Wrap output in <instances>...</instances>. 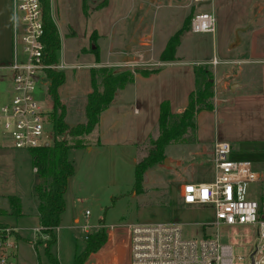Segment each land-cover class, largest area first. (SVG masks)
<instances>
[{
	"label": "rangeland",
	"instance_id": "374dc122",
	"mask_svg": "<svg viewBox=\"0 0 264 264\" xmlns=\"http://www.w3.org/2000/svg\"><path fill=\"white\" fill-rule=\"evenodd\" d=\"M91 1L88 2V17L83 11V14L79 16L73 10H69V14L67 11L64 13L65 16L68 15L73 18L76 34L69 29L67 30L65 26L63 29L61 28L63 38L61 49L56 52L58 63H61L64 55L63 58L66 62L78 65L63 70L65 80L58 87V95L67 108L65 120L70 124L84 120L86 96L91 90L90 66L83 65L95 63L94 54L89 49L92 46V44L89 46V31L95 26H102L105 30L107 27L110 29L106 16L99 18V14L93 10ZM2 3H4L3 0H0V5ZM210 3H201L199 11L209 10L213 2ZM195 10H192L191 15ZM223 11L218 8V14L217 12V15L215 14L217 17L216 29L218 30L219 26L220 31L224 33L219 32L222 36L218 35L216 38L215 35L218 32L213 34L193 33L188 27L182 32L179 48L180 57H182L179 62L180 68L195 63H203L205 58H211L215 55L217 40L222 41L225 32L234 23L233 18L226 19L224 17ZM181 16V12L180 15L179 12L173 13L167 23H171L169 28L175 30L180 28L182 26ZM160 21L157 22L159 35L154 44V53H156L159 45L158 39H162L161 32L169 29L163 21ZM106 43H108L107 39L101 41L99 47L104 59L109 56L110 52ZM97 44L99 45L98 42ZM151 60L153 59L151 58ZM186 71L184 68L180 70V73ZM186 82L185 77L180 74V99ZM48 85V78L43 77L34 92L35 100L44 111H49L52 106L51 97L47 92ZM221 90L222 88L219 86L216 87V93ZM11 93L12 89L9 83L1 84L0 104ZM126 98H130L129 92L125 96L117 98L115 108L112 106L108 110L110 112L104 113L100 126L97 125L86 138L82 139L84 144L93 145L91 151H88L85 146L71 148L68 151V156L74 164V172L68 179L64 194L65 208L61 214L60 224L56 228L57 242L53 252L59 263L72 264L75 253L83 248L84 232L80 225L84 223L89 224V231L91 232L98 226L126 227L134 223L175 222L181 226L184 238L196 239L217 234L222 243L233 246V264H249L251 250L256 242L253 228L220 225L216 231L213 226L206 225L214 220V208L211 205H187L182 202L179 196L180 183L184 181L209 182L212 180L213 170L208 167H185L184 173L180 177L179 174L183 167L158 163L145 172L142 188L138 189L135 186V164L146 154L149 140L158 134L160 104L156 115L153 114L151 106L140 108V114L137 115L133 113L135 104L127 107V102L124 103ZM123 103L124 105H122ZM118 108H125V114L120 115L117 111ZM218 109L216 115L210 110L203 111L196 120L198 128L196 126L195 130L186 137L185 142L168 145L166 147L167 153L177 152L179 143H189L190 139L195 140L197 137H201L202 134L199 130H205L209 133L216 130L222 135L220 138H224L225 134L229 133L231 137L236 136L241 139L244 142L243 145L248 148H264V144L260 145L256 140L260 138V135H257L259 128L264 125V116L261 113L251 107L250 111L247 112L249 117L241 118L235 116L234 113L227 116L222 108L219 107ZM105 116H108L107 119ZM46 126L48 127V125ZM131 134L136 137V143L125 142L124 144L123 139L128 138ZM98 137L105 142L104 145H95L94 139ZM72 140L76 141V139ZM72 140L69 139L68 141ZM179 150L183 149L180 148ZM185 152V150L181 151L184 154ZM165 157H168L169 161H174L168 155ZM229 157L234 160L246 159L234 156L232 153ZM252 158L247 157L251 160L252 169L259 174L262 180L261 184L264 186V157L262 156L259 160ZM182 161H187V159H182ZM34 175L29 150L14 148L9 143L8 137L0 132V223L23 228L21 233L24 237H31L33 233L32 229H29L32 227V220L26 216H15L12 213L8 196L18 195L22 201L23 213H31L36 202L32 196ZM259 186L260 182L249 183L247 185V197L257 199ZM258 203L261 208L260 217L264 220V203L259 200ZM86 210L89 212L87 216L85 215ZM74 218L78 219L76 223ZM17 244L19 248L17 264H50L44 254L43 244H38L35 249L34 245L22 238L18 239ZM238 256H241L242 259H238ZM99 263L100 258L97 257V254L90 256L86 262V264Z\"/></svg>",
	"mask_w": 264,
	"mask_h": 264
},
{
	"label": "crops",
	"instance_id": "0c3cea01",
	"mask_svg": "<svg viewBox=\"0 0 264 264\" xmlns=\"http://www.w3.org/2000/svg\"><path fill=\"white\" fill-rule=\"evenodd\" d=\"M3 2L4 3L0 5V65H8L11 60L12 50L10 0H3ZM88 2L89 0H86L87 17L89 15ZM204 2L205 1L195 2L194 0H92L93 10L99 14V18H101V16H106L109 21L108 25L110 29L107 27L106 30H109L106 31L102 26L91 28L88 34L90 41L89 46L92 44V39H94L95 44L98 46L99 62L97 63L95 61V63H85L83 65L90 67L105 66L113 70H118L122 69L125 63H132L137 68H154V65L161 61L159 56L167 40L180 29H171L169 28L171 23L167 24L173 13L179 12V15L180 12L182 13L181 18L183 25L186 17L193 16L196 12H199V6ZM209 2H213L210 9L203 11H210L215 15L216 12L218 14L219 8L224 10V17L226 19L233 18L234 20V23L225 32L222 41L217 40V44L215 45L217 52H215V55L211 58H205L206 60H204L203 63L193 64L207 65L212 72L213 108L210 112L212 111V113L216 115L220 107L227 116L234 113L237 117L247 118L249 117L247 112L250 111L252 107L264 116V0H212ZM194 9L196 10L193 15H191ZM69 10L76 11L77 16L83 14L82 0H50L51 17L60 36V49L63 39L61 28L63 29L65 26L67 30L69 29L72 33L76 34L73 18L68 15L65 16L64 14L66 11L68 13ZM159 20L163 21L169 29L161 32L162 35L160 36H162V39H158L159 45L156 53H154V44L159 35L157 30V22ZM216 30L213 32H218L215 37L221 35L219 33L221 32L219 26L218 30ZM106 39L108 41L106 44L110 52L109 56L104 59L102 50L101 48L99 49V47L100 42L106 41ZM180 42L176 48L174 60L163 61L164 65L159 67L157 72L147 76L136 73L132 83L126 84L121 90L117 91L109 106L100 113L98 127L103 120L104 113L110 112L108 110H110L112 106L115 108L116 99L120 96H125L127 92H129L130 98H126L124 103L127 102V107H131L132 104H135L133 113L137 115L140 114V108H146V106H151L153 114L156 115L159 104L163 100L169 102L173 113H179L184 109L188 101V95L195 86V66L188 65L180 68L179 62L182 59L179 51ZM63 57L60 61L64 64L62 70L78 66L74 63L66 62ZM213 57L218 60V63L212 64L210 62ZM151 58L153 60H151ZM184 68L187 71L185 73H180V70ZM180 74L187 80L181 99ZM217 86L222 88V90L216 93ZM124 103L122 105H124ZM117 111L120 115H124L126 109L118 108ZM203 111L205 110L197 113L196 120ZM199 132L202 134L201 137H197L189 143H179L177 145L179 149H183L181 151H186L185 154L181 153L178 148H176L178 149L177 152L168 154L166 151L168 145L165 147V155H168L170 159L174 160L176 166L180 168L183 167L182 172L179 174L180 177L181 174L184 173L183 170L185 167H208L213 170L209 158L212 145L218 140L230 142L232 155L246 158L239 161H246L251 164V158L247 159V157H253L252 159L257 160L261 159L262 156L264 157V148H248L243 145L244 142L241 139H238L236 136L231 137L229 133L225 134L224 138H220L222 135L216 130L213 133H209L205 130H199ZM258 133L257 135H260V138L256 140L262 145L264 144V125H261ZM123 140L124 144L125 142L136 143L137 141L133 134ZM94 141L95 145L98 146H102L105 143L99 137L94 139ZM85 148L91 151L93 145L88 144ZM185 158L187 161H182V159L184 160ZM32 170L35 174L32 185V196L36 200L33 211L31 213H23L21 198L18 195L15 196L18 200L17 208L20 213L18 216H26L32 220V227L29 229H32L33 233L31 237H24L21 233L23 228L14 227L18 229L19 239L22 238L33 245L35 235L40 226L37 208L39 199L36 192L39 176L34 168H32ZM77 221L78 219L74 218V222L76 223ZM105 232L107 234L106 242L96 252L90 253L84 261V264H86L90 256L95 254L100 258L99 264H129V240L127 229L125 227H114L112 229H106ZM104 247H106V249H103ZM17 261H19V257H17Z\"/></svg>",
	"mask_w": 264,
	"mask_h": 264
},
{
	"label": "built area",
	"instance_id": "2783aa9c",
	"mask_svg": "<svg viewBox=\"0 0 264 264\" xmlns=\"http://www.w3.org/2000/svg\"><path fill=\"white\" fill-rule=\"evenodd\" d=\"M10 15L11 60L8 65H0V86L9 83L12 93L0 104V132L16 149L49 145L54 136L51 109L44 111L35 100L34 92L42 78H47V69L62 70L64 64L47 62L41 0H10ZM216 23L213 12L199 11L191 17L189 29L196 33H213ZM210 62L216 64L218 60L213 57ZM162 65L164 62L160 61L154 68ZM122 68L133 70L137 67L125 63ZM231 150L230 142L215 141L209 158L213 179L181 183L179 196L187 205H211L214 220L206 225L213 226L216 231L220 225L253 228L256 242L250 263L264 264V220L260 217L257 199L247 197V185L259 181L260 176L249 162L231 159ZM88 214L86 210L85 215ZM80 227L85 239L90 226L84 223ZM125 228L129 264H233V246L222 243L217 234L184 238L181 226L175 222L134 223ZM18 239L16 227L0 225V264H17ZM237 258L242 259L241 256Z\"/></svg>",
	"mask_w": 264,
	"mask_h": 264
},
{
	"label": "trees",
	"instance_id": "16d2710c",
	"mask_svg": "<svg viewBox=\"0 0 264 264\" xmlns=\"http://www.w3.org/2000/svg\"><path fill=\"white\" fill-rule=\"evenodd\" d=\"M43 7V20L45 27L44 42L46 44L47 62L58 63L56 52L60 49V36L51 17L50 0H41ZM82 9L87 15L86 0H82ZM191 16L186 17L183 25L166 42L160 53L161 61L174 60L180 36L189 28ZM90 51L94 54L95 61L99 62L98 46L92 39ZM158 68H122L113 70L100 66L90 67L91 90L86 96L84 105V120L69 124L66 122L67 108L58 95V87L63 84L65 74L63 70L47 69L49 80L47 92L51 97L52 106L50 120L53 123L54 136L47 146L28 149L32 168L39 176L36 192L39 199V229L33 244L35 249L38 244L44 245V254L50 264H60L53 248L56 244V228L60 224L61 214L65 208L64 194L68 179L74 172L73 161L68 156L71 148L83 147L86 138L98 125L100 113L112 102L117 91L126 83L132 82L136 73L147 76L157 72ZM195 86L188 95L184 109L179 113L170 110L169 103L162 101L158 118V134L149 140L146 154L135 164V186L141 189L145 172L152 166L162 163L165 158V147L169 144L185 142L186 137L196 128V115L202 110L213 108V75L207 65L194 67ZM76 139V141H68ZM193 139H190L191 142ZM12 213L18 216V200L15 195L8 196ZM5 226L7 224L0 223ZM107 240L103 226L92 230L84 239L81 251L76 252L72 264H84L88 255L96 252Z\"/></svg>",
	"mask_w": 264,
	"mask_h": 264
},
{
	"label": "flooded vegetation",
	"instance_id": "af4514ba",
	"mask_svg": "<svg viewBox=\"0 0 264 264\" xmlns=\"http://www.w3.org/2000/svg\"><path fill=\"white\" fill-rule=\"evenodd\" d=\"M257 182H260V186H259V189L257 191V201H261L262 203H264V186L263 184H261L262 180L261 178L259 177V181ZM260 212H261V208H260Z\"/></svg>",
	"mask_w": 264,
	"mask_h": 264
},
{
	"label": "water",
	"instance_id": "95a60500",
	"mask_svg": "<svg viewBox=\"0 0 264 264\" xmlns=\"http://www.w3.org/2000/svg\"><path fill=\"white\" fill-rule=\"evenodd\" d=\"M48 145V143H46L45 144V146H47ZM164 165H172V166H174L175 165V162L174 161H169V159H168V157H165L164 159H163V162H162ZM251 262V261H250ZM249 264H251V263H249Z\"/></svg>",
	"mask_w": 264,
	"mask_h": 264
}]
</instances>
